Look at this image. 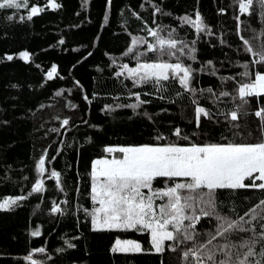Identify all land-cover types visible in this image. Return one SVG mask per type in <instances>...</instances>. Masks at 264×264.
I'll return each instance as SVG.
<instances>
[{"label": "trees", "instance_id": "1", "mask_svg": "<svg viewBox=\"0 0 264 264\" xmlns=\"http://www.w3.org/2000/svg\"><path fill=\"white\" fill-rule=\"evenodd\" d=\"M55 2L59 8H52L51 0H28V8L0 9V201L27 197L11 210H0V264H31L28 256L37 264H185L182 252L192 242L173 251L168 245L174 242L166 241V250L156 253L149 232L94 230L92 166L109 156L107 147L258 142L261 120L255 112L264 108V96L247 97L238 120L232 121L230 113L242 104L240 84L264 73V64L256 62L259 56L247 52L241 39L259 49L264 42V7L254 0L249 14L239 11V0H112L110 9L107 0ZM32 7L43 11L29 20ZM197 12L207 26L203 31L182 19H195ZM147 29L164 39L171 32L183 41L179 46L186 47L177 53L179 59L149 51L143 41L156 44V38ZM133 36L142 42L128 53ZM21 52H28L29 59ZM161 59L192 69L188 88L171 73L167 81L136 84L122 72L124 64L133 67ZM53 66L57 73L49 80ZM245 71L250 77L242 75ZM197 107L210 114L201 115L199 126ZM177 128L187 140L174 135ZM42 156L43 173L38 167ZM52 171L60 173L59 181ZM39 181L43 191L33 192ZM183 182L186 178H157L153 188ZM215 199L218 214L251 220L244 227L255 231L238 233L231 240L251 243L257 253L251 259L261 260L264 238L259 233L264 221L259 216L252 220L250 210L264 200V189L217 190ZM56 206L62 212H53ZM217 223L215 216H201L195 226L201 243H207ZM34 231L40 235L33 236ZM117 238L140 242L148 251L113 252ZM222 243L217 237L208 247ZM41 247L45 252L36 251Z\"/></svg>", "mask_w": 264, "mask_h": 264}, {"label": "snow or ice", "instance_id": "2", "mask_svg": "<svg viewBox=\"0 0 264 264\" xmlns=\"http://www.w3.org/2000/svg\"><path fill=\"white\" fill-rule=\"evenodd\" d=\"M257 2L264 7V0H257ZM253 3L254 0H239V11L251 14L250 9ZM111 4L112 0H107L109 9ZM51 7L59 8L60 5L55 0H51ZM20 8H28V0H0V9ZM41 11L43 9L32 7L28 19L31 20ZM156 11L161 12V9L157 7ZM8 18L11 19V17ZM107 19L106 15L105 22ZM182 19L185 23L192 24L197 31H203L207 27L198 12L195 14V19L188 16ZM147 31L156 38V44L143 42L147 43L149 51L158 53L159 57H174L177 53L184 52L186 45L179 46L183 44V41L173 38L171 32L168 33V38L164 39L158 35L157 31L152 29H147ZM241 39L248 46L247 52L253 56H259L256 62L264 64V42L260 44L259 49H254L248 39L243 37ZM140 42H142L140 38L133 36L131 39L133 47L128 49V53H133L135 45ZM60 43L63 44L64 41L61 40ZM20 56L24 60L29 59L28 52H21ZM192 58L195 59L194 56ZM7 59L12 60L13 56L9 55ZM137 59L139 60V57ZM177 59H179L178 56ZM208 63L211 64V61ZM122 67L136 84L153 80L157 83L167 81L171 73L179 76L181 85L188 88L192 79V69L180 62L170 63L161 59L160 62L138 63L136 67H129L127 64ZM56 73L57 67L53 66L47 73L48 79H53ZM119 75L122 73H117V76ZM242 75L250 77L251 74L245 71ZM207 91L211 93L212 89L209 88ZM237 91L242 104L231 111L232 121L238 120V112L248 103L247 97L264 96V73H255L254 79L240 84ZM220 95L228 96L229 93L221 92ZM129 107L135 108L138 105H129ZM195 113L197 126H199L201 115L205 117L210 115L203 107H197ZM255 116L261 120V139L256 143L230 142L203 145L192 143L189 146L172 143L105 148L107 153H120L121 156L97 159L93 163L91 199L99 205V207H94L90 213L94 230L149 232L150 244L156 253H163L166 250V241L174 242L168 245L173 251H176L181 244L192 242V246L185 248L182 252L185 264H188L192 258H194L192 264H264V257L261 260L250 259L257 254L251 243L243 241L237 245L231 240V237L238 233L255 231V229L244 227V224H250L251 220L244 221L243 216L232 219L218 214L215 199L217 190L264 189V108L256 111ZM63 124L68 125L69 120H63ZM174 135L188 139L186 135L182 136L179 128L175 129ZM157 139H163V137L158 136ZM38 167L41 173L45 171L43 156L39 159ZM51 176L57 181L60 179V173L57 171H52ZM180 177L186 178V182L174 183L173 186L165 188H153V182L157 178L172 181ZM246 180L251 183L246 184ZM256 180L261 183L256 184ZM32 191L36 193L43 191V181L37 182ZM26 198L24 196L4 198L0 202V210H11L18 204V201ZM165 198H167L165 203L156 204L157 199L163 201ZM257 209L260 210L259 213ZM197 210H199V215ZM52 211L62 212V209L56 206ZM250 211L252 220H256L259 216V219L264 221V200ZM201 216H215L218 222L215 231L208 234L207 243H201L200 234L195 231V226L199 223ZM186 221L189 223L186 224ZM261 228H264V223H261ZM32 235L39 236L40 232L34 231ZM259 235L264 238V231H261ZM217 237L224 243L209 248L208 245H211ZM69 247H74V245L69 244ZM241 248L248 250L240 252ZM36 251L43 253L45 248L41 247ZM112 251L141 253L148 250L135 240L117 238ZM218 253L222 254V257H218ZM26 259L30 260L31 264H37L31 256Z\"/></svg>", "mask_w": 264, "mask_h": 264}, {"label": "rangeland", "instance_id": "3", "mask_svg": "<svg viewBox=\"0 0 264 264\" xmlns=\"http://www.w3.org/2000/svg\"><path fill=\"white\" fill-rule=\"evenodd\" d=\"M141 63H144V62H141ZM148 63H153V62H148ZM170 63H177V62H170ZM137 66V64L135 65V66H133V67H136ZM51 71V70H50ZM122 72H126L127 73V71L123 68L122 69ZM128 74V73H127ZM115 147H127V146H115ZM113 156H116L117 158H119L120 156H121V154L120 153H112V154H110L109 153V156L108 157H106L107 159H111ZM102 159H104V158H102ZM258 175V174H257ZM181 178H183V177H181ZM145 191V190H144ZM146 192V191H145ZM9 197H15V196H9ZM7 198V197H6ZM0 202H2V200L0 201ZM156 204H160L159 202H157L156 201ZM96 207H99V205H98V203H96ZM236 257H234V259H235ZM251 259V258H250ZM252 260V259H251Z\"/></svg>", "mask_w": 264, "mask_h": 264}]
</instances>
